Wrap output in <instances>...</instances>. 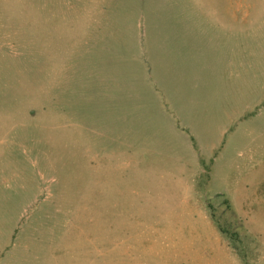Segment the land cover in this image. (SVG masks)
I'll list each match as a JSON object with an SVG mask.
<instances>
[{"label": "rangeland", "instance_id": "rangeland-1", "mask_svg": "<svg viewBox=\"0 0 264 264\" xmlns=\"http://www.w3.org/2000/svg\"><path fill=\"white\" fill-rule=\"evenodd\" d=\"M90 8L0 0V264H264V80L217 84L223 113L191 117L215 173L189 182L177 160L193 154L168 131L136 39L153 16L175 29L176 7L115 0L88 20ZM135 143L159 165L137 166ZM190 184L213 225L162 196Z\"/></svg>", "mask_w": 264, "mask_h": 264}, {"label": "crops", "instance_id": "crops-1", "mask_svg": "<svg viewBox=\"0 0 264 264\" xmlns=\"http://www.w3.org/2000/svg\"><path fill=\"white\" fill-rule=\"evenodd\" d=\"M114 2L82 0L84 5L91 8L86 13H80L90 20L96 18L97 14L106 13L104 6L113 7ZM161 2L171 5L172 9L176 7L175 20L172 18V21H176V28L173 29V23L163 22L166 19L159 15L151 18L144 31L139 30L140 37L136 39L141 50L138 55L140 70L144 69L145 73L149 71L147 80H153L156 85L154 88L165 97L167 106L162 107L161 111L169 117L172 125H169L168 131L174 141L178 147H186L193 154L188 161L181 158L177 160L193 166L194 172L189 169L187 178L191 182L199 174L206 172L211 176L215 173L214 168L208 172L204 166L205 160L212 156L204 152L213 145L195 134L191 117L198 114L218 117L216 111L223 113L224 107H215V104L228 98L225 91L221 93V89L215 87L217 84L226 80H264V0H174V7L170 0ZM97 35H102L100 30L90 35L86 31L85 41ZM142 52H145V57ZM141 73L139 71V75ZM99 77L97 74V80L110 78L108 74L107 77L103 74V79L102 75ZM136 79L138 76L134 73V77L130 76L127 80ZM159 80H170L169 87ZM173 81L177 84L172 85ZM201 130L202 133H210V128L204 127ZM141 149L137 147L134 154V159H140L137 166L159 165L155 162L146 163L145 159L149 156L141 153ZM171 177L176 179L174 175ZM192 187V184L188 188L182 187L179 195L178 192H175L176 195L173 191H166L162 196L181 197L174 207L181 208V213L187 212L192 219L195 211L200 212L205 221L213 225L209 218L208 202L195 198L204 195ZM174 222L179 220L175 219Z\"/></svg>", "mask_w": 264, "mask_h": 264}]
</instances>
